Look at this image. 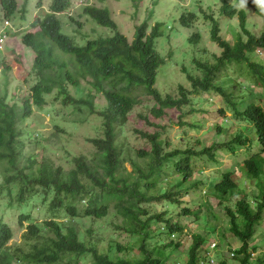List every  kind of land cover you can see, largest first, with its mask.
I'll return each instance as SVG.
<instances>
[{"label":"trees","instance_id":"obj_1","mask_svg":"<svg viewBox=\"0 0 264 264\" xmlns=\"http://www.w3.org/2000/svg\"><path fill=\"white\" fill-rule=\"evenodd\" d=\"M0 3L5 19L9 21L17 12V2L0 0ZM221 3V14L229 18L238 16L241 33L234 43L224 40L214 16L202 11L205 18L212 21L211 37L220 47L221 54L216 56L214 64L197 62L201 75L185 70L191 90L179 86L177 98L170 94L164 96L155 87L159 69L165 63L155 47L156 40L162 36L159 23L149 34L148 23L137 26L135 39L130 42L119 31L109 9L86 5L83 7L84 16L96 26L114 32L112 36L98 35L91 39L82 34L83 25L77 22L76 17H69V20L78 29H66L68 23L60 16L66 15L71 9L70 0H53L49 12H42L43 17L35 20L32 27L39 30L24 34L22 43L35 55L32 72L37 82L31 87L29 96L24 98L23 106L10 105L7 96H0V172L3 177L0 194L7 191L11 197L9 207L13 206L12 196L17 187L16 203L20 206H25L35 198L41 197L43 203L50 198L49 211L53 217L38 224L32 220L31 215L19 216L20 227L24 226V222L28 223L23 237L32 244L28 253L16 257H10L9 246L14 231L0 219V264H13L14 259L18 264H170L168 261L178 255L182 242L176 243L173 239L167 242V239L186 235L185 226L175 220L170 208L184 205L185 194L198 186L204 187L201 181L193 180L195 163L203 155L217 163L216 152L219 147L213 146L202 151L169 152L166 148L169 143L161 139L162 131H137L151 145L150 151L140 150L136 153L137 157L148 160L146 165H140L127 158L129 152L119 140L121 130L128 122L130 113L140 104L142 96L152 98L154 106L151 114L160 120L168 110L182 111L191 103L192 96L210 93L222 97L226 104V108H220L217 112L221 121L218 132L222 131L225 122L230 121L229 110L233 112V118L238 119L237 125H248L237 128L232 140L221 146V149L225 148L233 154L241 147L247 148L248 152L257 149L239 168L246 179L255 184V189L249 193L237 186L233 180L237 170L225 173L220 181L216 180L206 186L203 206L197 211L185 207L179 216H193L194 223L205 218V225L214 232L218 224H212V220H218V216L211 212L209 202L218 201L219 207L229 219L224 231L241 243L239 250L232 252L233 258L239 259L240 264H252L254 252H251V241L264 221V105L261 104L264 103V94L250 91L253 99L249 101L235 98L234 92L226 88V79H230L222 75L223 70L235 64L240 70L246 71L245 76L251 86L264 90V59L256 61L257 52L264 51V11L258 10L263 19V30L257 36L246 27V10H238V5L224 4V1ZM247 5L255 6L253 0H247ZM195 20L196 14L189 13L183 14L179 22L181 27L191 28ZM77 36L82 37L83 42H78ZM201 39V35L196 33L188 42L190 45H198ZM13 58L9 59L8 65L20 66L19 58ZM10 67L0 59L1 73L11 71ZM81 80L88 84V93L77 98L68 92V88L80 87ZM220 80H226V84H220ZM239 84H233L234 88L242 86ZM249 87L245 88L249 91ZM56 89L64 104L71 107L73 112L87 110L92 114L97 113L96 95L102 94L107 101V105L99 112L103 118L104 137L89 139L88 142L96 150L94 157L91 160L86 157L74 158V168L69 172L62 168L54 169L47 162H43L35 172V162L32 161L34 157L29 158L30 164L20 168L22 153L19 148L22 143L19 138L22 132L19 126L32 116L33 107L43 109L47 105L46 98L53 95ZM128 161H131V171L125 167ZM164 183H167L166 188L162 186ZM160 202L165 203L167 208L163 213L154 214L146 208ZM64 213L68 218L66 222L59 220V216ZM204 213L205 216L202 215ZM110 217L121 221L115 224L109 222L117 233L135 239L131 246L110 242L107 249H103L101 245L105 240L95 236V232L106 228L95 231L90 227L82 232L77 227L85 220L98 222ZM156 225L165 232L156 235ZM218 236L226 239L222 231ZM155 238H159V241L151 246ZM207 242L206 236L201 234L193 237L186 264H201L202 260L207 259L205 252L210 249L203 248ZM212 244H216L213 252L218 254L219 242L210 241L209 245ZM136 248L140 258L121 256L127 254L129 249ZM216 259V264H230L221 255L216 256ZM261 263H264V258L258 260V264Z\"/></svg>","mask_w":264,"mask_h":264},{"label":"rangeland","instance_id":"obj_2","mask_svg":"<svg viewBox=\"0 0 264 264\" xmlns=\"http://www.w3.org/2000/svg\"><path fill=\"white\" fill-rule=\"evenodd\" d=\"M72 7L66 15L60 16L68 24L66 29L78 26L70 22L69 17H76L77 22L83 25L81 32L89 38H95L98 35H110L114 32L110 29L98 27L96 24L83 15V7L92 5L99 8L109 9L112 19L118 25L119 31L124 34L130 42L135 39L137 26L148 23L149 30L156 25H161L162 36L155 42L157 51L164 58L165 63L158 72L156 88L164 96L170 94L175 98L179 97V86H184L187 90H191V84L187 80V73L201 75L197 62L215 63L216 56H220L221 49L218 44L214 43L211 37L212 21L205 18L202 11L206 15H213L220 28V36L229 42L234 43L236 37L241 33L240 21L238 16L229 18L220 13L221 5L224 4L238 5L239 9L248 12L246 27L253 34L260 36L263 30V19L258 14L260 7L255 5L251 7L241 8L240 0H70ZM17 12L10 21L4 19V13L0 4V59L8 65L9 59L14 60L17 56L21 61L20 66L10 67L12 70L6 74L0 72V96H7L10 105L18 104L23 106V100L30 94L31 87L37 82L35 73L32 72L35 55L22 43V37L28 32L35 33L39 28H33L32 24L39 17H43L42 12H49L53 0H16ZM39 4L42 6L39 7ZM137 5V6H136ZM194 13L196 20L191 28H184L180 25V18L183 14ZM65 18V19H64ZM200 34L201 40L198 45H190L188 39L194 34ZM78 42H83L82 37L77 36ZM256 61L260 62L264 59V51L257 52ZM229 69L223 70L222 77L229 78L226 88H230L234 92V97L240 100H250V91L258 95L264 94V90L256 88L246 79V71L240 70L239 66L232 64ZM225 80V81H226ZM224 80H220V84H226ZM233 81L234 83H231ZM242 84L241 87L234 88L235 83ZM240 84L238 86H240ZM250 85L249 91L245 88ZM88 84L81 80V86L73 88L69 86L68 92L74 97L85 96L88 93ZM256 95V98H258ZM47 105L43 109L33 107V114L19 128L22 136L19 140L22 143L19 148L22 153L20 168L30 164L29 158L34 157V171L43 164L50 163L54 169L62 168L69 172L74 168L73 159L76 157H86L91 160L96 152L94 146L88 142L89 139L104 137L103 118L99 112L107 105V101L102 94H97L95 103L97 105V113L92 114L87 110L83 112H73L72 108L64 104L62 97L58 95V90L54 94L47 97ZM258 103V101H256ZM264 105V103H261ZM154 101L148 96L140 98V104L130 113L128 122L121 130V145H124L129 153L127 158L140 165H146L148 160L143 157H137L138 151H150L149 142L140 137L137 131L147 133H155L162 131L161 139L169 143L167 151L174 150H195L202 151L213 146L219 147L216 155L217 163L209 159L207 155L199 157L195 163L194 179L201 181L204 187L198 186L185 194L184 205L172 206L170 208L171 215L185 226V236L171 237L167 239L170 242L173 239L176 243L181 241L182 247L179 253L168 261L170 264H186L189 258V250L193 244V237L197 234L206 236L208 242L204 244V249L209 246L210 241L219 242L220 251L214 255H221L222 258L229 261L230 264H240L239 259L232 258V252L239 250L241 243L233 235L224 231L227 227L229 219L225 216L222 209L218 205V201L211 200L209 202L211 212L218 216V220H212V224H218V228L213 230L205 225L206 219H202L199 223H194V218L188 216H179L183 208L187 207L192 211H197L203 206L204 196L206 194V186L214 181H220L225 173L236 172L233 180L241 190L251 193L254 190V183L247 180L239 168L243 162L248 160L257 149L248 152L247 148H238L236 154L229 153L228 150L221 149L223 145L230 142L237 128L245 125L239 123L238 119H234V114L229 110L230 121L225 122L222 131L218 132L220 126L219 115L217 112L220 108H226L225 100L215 93L202 94L200 96H192L191 103L185 106L182 111L173 109L168 110L166 115L160 119H155L151 114ZM148 121V122H147ZM32 135V136H31ZM253 137V135H252ZM264 156V155H263ZM131 161L125 164L128 171L132 170ZM201 170V171H199ZM173 177L170 178V180ZM0 185H3L2 172H0ZM167 187V183L162 185ZM18 187L14 188L12 196L13 206L9 207L11 197L7 191L0 194V219L8 223L14 231V238L9 243L11 248L10 257L26 254L30 251L32 242H27L23 235L26 232L28 223L24 222V226H19V216L22 214L31 215L32 220L38 224H43L46 219L52 218L53 215L49 211L50 198L43 203L41 197L29 201L25 206L16 203ZM154 214L163 213L167 208L165 203H155L146 207ZM205 208H202V212ZM208 211H210L208 209ZM205 216V213L202 214ZM67 216L61 214L59 220L66 222ZM110 221L121 222L115 217L93 222L85 220L80 226V231L85 232L88 228L93 227L95 231L104 227L106 230L95 232V236L103 237V249H107L108 243L118 242L122 246L129 247L135 242L131 236L123 233H117L115 227L109 224ZM156 235L165 232L156 225ZM222 231L226 235V239L218 236ZM159 238L151 241V246L158 243ZM252 264H258V260L264 258V221L257 228L251 241ZM127 255L131 258H140V252L136 249H129ZM172 251V250H170ZM90 258V257H89ZM87 258V262H89ZM13 264H18L14 259ZM264 264V263H261Z\"/></svg>","mask_w":264,"mask_h":264},{"label":"clouds","instance_id":"obj_3","mask_svg":"<svg viewBox=\"0 0 264 264\" xmlns=\"http://www.w3.org/2000/svg\"><path fill=\"white\" fill-rule=\"evenodd\" d=\"M253 3L255 4V5H257V6H259L260 7V10L261 11H264V0H253ZM1 4V3H0ZM246 5H247V0H240V3H239V6L241 7V8H244V7H246ZM2 10H3V8H2ZM4 13V12H3ZM14 17V16H13ZM12 17V18H13ZM4 19H5V17H4ZM6 21H8V20H6ZM9 21H10V19H9ZM212 245H216V244H212ZM212 245H209L207 248H209L210 249V251H208V252H205V255L207 256V259L206 260H202L201 261V264L202 263H206V264H216V262H217V260H214V252H213V249L215 248H213V249H211V246ZM208 249V250H209ZM210 254V255H209ZM234 256L232 255V258H233ZM211 258V259H210ZM211 260H212V262H211Z\"/></svg>","mask_w":264,"mask_h":264},{"label":"built area","instance_id":"obj_4","mask_svg":"<svg viewBox=\"0 0 264 264\" xmlns=\"http://www.w3.org/2000/svg\"><path fill=\"white\" fill-rule=\"evenodd\" d=\"M214 246H215V245H212V246H211V249H213V248H214ZM209 255H210V254H209ZM210 259H211V258H210ZM211 262H212V260H211ZM202 264H206V263H202Z\"/></svg>","mask_w":264,"mask_h":264}]
</instances>
